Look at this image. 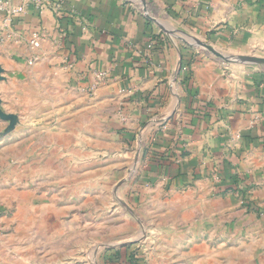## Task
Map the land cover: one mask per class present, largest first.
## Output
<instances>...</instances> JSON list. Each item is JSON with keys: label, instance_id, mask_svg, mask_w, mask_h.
Returning <instances> with one entry per match:
<instances>
[{"label": "crops", "instance_id": "obj_1", "mask_svg": "<svg viewBox=\"0 0 264 264\" xmlns=\"http://www.w3.org/2000/svg\"><path fill=\"white\" fill-rule=\"evenodd\" d=\"M65 2L57 16L10 0L0 11V55L72 68L93 112H107L121 159L136 162L140 187L183 193L264 232V63L240 59L264 57V0L230 10L202 0ZM160 2L170 19L150 12ZM29 217L35 228L40 220ZM11 247L0 235V264H17Z\"/></svg>", "mask_w": 264, "mask_h": 264}, {"label": "rangeland", "instance_id": "obj_2", "mask_svg": "<svg viewBox=\"0 0 264 264\" xmlns=\"http://www.w3.org/2000/svg\"><path fill=\"white\" fill-rule=\"evenodd\" d=\"M202 1L230 10L248 0ZM149 8L170 19L162 2ZM4 54L0 235L17 264H264V232L250 220L137 184L136 162L121 159L107 112H93L72 68ZM30 212L35 228L27 227Z\"/></svg>", "mask_w": 264, "mask_h": 264}, {"label": "built area", "instance_id": "obj_3", "mask_svg": "<svg viewBox=\"0 0 264 264\" xmlns=\"http://www.w3.org/2000/svg\"><path fill=\"white\" fill-rule=\"evenodd\" d=\"M10 0H0V11L6 9ZM26 3L33 5L38 10L44 11L46 9H53L57 16H63L66 12L65 0H25ZM20 11L19 7H15L11 10V13H17ZM7 21H11V18H7ZM35 43V41H32Z\"/></svg>", "mask_w": 264, "mask_h": 264}, {"label": "water", "instance_id": "obj_4", "mask_svg": "<svg viewBox=\"0 0 264 264\" xmlns=\"http://www.w3.org/2000/svg\"><path fill=\"white\" fill-rule=\"evenodd\" d=\"M144 2V0H143ZM193 44L196 46H200L202 48H205L211 52H213L214 54H216L217 56H220L228 61H237L236 59L232 58L229 55H225L222 54L220 52H218L212 45H210L208 42L202 41V40H195L193 41ZM240 59H242L243 61L247 62V63H264V57H260V56H245V57H241Z\"/></svg>", "mask_w": 264, "mask_h": 264}]
</instances>
